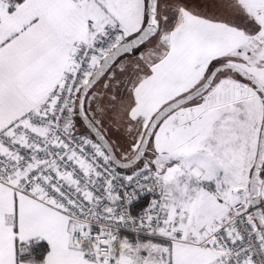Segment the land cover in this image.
Here are the masks:
<instances>
[{"label": "snow or ice", "instance_id": "obj_1", "mask_svg": "<svg viewBox=\"0 0 264 264\" xmlns=\"http://www.w3.org/2000/svg\"><path fill=\"white\" fill-rule=\"evenodd\" d=\"M0 264H264V0H0Z\"/></svg>", "mask_w": 264, "mask_h": 264}]
</instances>
